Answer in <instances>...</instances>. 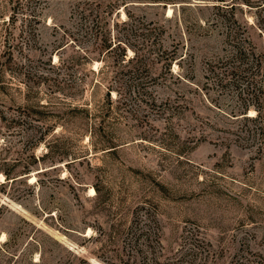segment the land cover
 <instances>
[{
    "label": "rangeland",
    "instance_id": "obj_1",
    "mask_svg": "<svg viewBox=\"0 0 264 264\" xmlns=\"http://www.w3.org/2000/svg\"><path fill=\"white\" fill-rule=\"evenodd\" d=\"M248 39L264 0H0V264H264Z\"/></svg>",
    "mask_w": 264,
    "mask_h": 264
},
{
    "label": "trees",
    "instance_id": "obj_2",
    "mask_svg": "<svg viewBox=\"0 0 264 264\" xmlns=\"http://www.w3.org/2000/svg\"><path fill=\"white\" fill-rule=\"evenodd\" d=\"M91 3L87 1H82L80 9L85 11V6L90 5ZM96 24L93 23L92 27H95ZM97 29L98 32H95L94 35L100 41L99 46H97V52L102 55V49L108 51L111 48V41L107 42L102 47V29ZM261 33V32H260ZM248 45H239L233 43L232 51L226 57L227 69H226V80L229 87L235 88L237 96L240 98H250V102L243 103L240 105L241 112L246 120L256 121L259 117L260 108L257 104L260 101L261 97L264 95V47L258 49L253 42L248 39ZM122 60L125 57V49L123 48V53L121 54ZM257 104V105H256ZM250 107L256 111L255 115L248 116L247 111Z\"/></svg>",
    "mask_w": 264,
    "mask_h": 264
},
{
    "label": "bare ground",
    "instance_id": "obj_3",
    "mask_svg": "<svg viewBox=\"0 0 264 264\" xmlns=\"http://www.w3.org/2000/svg\"><path fill=\"white\" fill-rule=\"evenodd\" d=\"M30 178H31V179H33V177H32V176H30ZM90 192H91V193H93V192H94V190H93L92 188H90Z\"/></svg>",
    "mask_w": 264,
    "mask_h": 264
}]
</instances>
